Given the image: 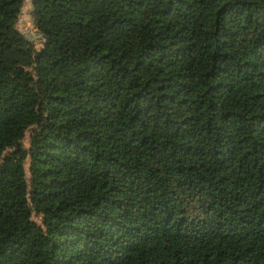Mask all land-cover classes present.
I'll list each match as a JSON object with an SVG mask.
<instances>
[{
    "label": "trees",
    "instance_id": "trees-1",
    "mask_svg": "<svg viewBox=\"0 0 264 264\" xmlns=\"http://www.w3.org/2000/svg\"><path fill=\"white\" fill-rule=\"evenodd\" d=\"M31 1L38 49L0 0V264H264V0Z\"/></svg>",
    "mask_w": 264,
    "mask_h": 264
},
{
    "label": "rangeland",
    "instance_id": "rangeland-1",
    "mask_svg": "<svg viewBox=\"0 0 264 264\" xmlns=\"http://www.w3.org/2000/svg\"><path fill=\"white\" fill-rule=\"evenodd\" d=\"M30 1V0H29ZM30 5L27 4V0H25L24 6L21 12H27V18H22V13H20L17 21V29L23 33L29 40H31L34 44V47L38 49L41 46L43 37L37 27H35L31 20V15L29 13ZM28 133L23 138V143L27 145L28 143Z\"/></svg>",
    "mask_w": 264,
    "mask_h": 264
},
{
    "label": "water",
    "instance_id": "water-1",
    "mask_svg": "<svg viewBox=\"0 0 264 264\" xmlns=\"http://www.w3.org/2000/svg\"><path fill=\"white\" fill-rule=\"evenodd\" d=\"M33 2L31 1V3H30V8H29V13H30V15L32 14V8H33ZM22 13V12H21ZM30 130V129H29Z\"/></svg>",
    "mask_w": 264,
    "mask_h": 264
}]
</instances>
